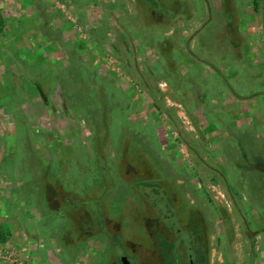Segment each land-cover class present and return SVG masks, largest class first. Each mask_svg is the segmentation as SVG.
I'll return each instance as SVG.
<instances>
[{"label": "rangeland", "instance_id": "374dc122", "mask_svg": "<svg viewBox=\"0 0 264 264\" xmlns=\"http://www.w3.org/2000/svg\"><path fill=\"white\" fill-rule=\"evenodd\" d=\"M172 246L264 264V0H0V264Z\"/></svg>", "mask_w": 264, "mask_h": 264}, {"label": "flooded vegetation", "instance_id": "af4514ba", "mask_svg": "<svg viewBox=\"0 0 264 264\" xmlns=\"http://www.w3.org/2000/svg\"><path fill=\"white\" fill-rule=\"evenodd\" d=\"M196 232V231H195ZM196 236H198V238H199V242H200V249H201V251L206 247V244H205V242H206V236H207V234L205 233V228H203L202 227V230L200 229V231H197L196 232ZM206 249V248H205ZM202 253V252H201ZM204 255H206V252H204ZM192 257V256H191ZM120 263L121 264H128V262H129V264H132L131 263V261H128L127 260V258L126 257H121L120 259ZM124 260H127L128 262L126 263V262H124ZM193 257L190 259V261H189V264H192L193 263ZM194 264V263H193Z\"/></svg>", "mask_w": 264, "mask_h": 264}, {"label": "trees", "instance_id": "16d2710c", "mask_svg": "<svg viewBox=\"0 0 264 264\" xmlns=\"http://www.w3.org/2000/svg\"><path fill=\"white\" fill-rule=\"evenodd\" d=\"M172 247H173V249L171 250V253L168 252V253H165V255H164L165 256V263L164 264H180V262L178 261L179 256L175 253L176 248H175V246H172ZM164 252H163V254H164ZM174 253H175V256H174ZM171 255L174 257V259L171 258ZM193 263H194V261H193Z\"/></svg>", "mask_w": 264, "mask_h": 264}, {"label": "water", "instance_id": "95a60500", "mask_svg": "<svg viewBox=\"0 0 264 264\" xmlns=\"http://www.w3.org/2000/svg\"><path fill=\"white\" fill-rule=\"evenodd\" d=\"M124 262H126V263H127L128 261H127V260H124ZM128 264H129V262H128Z\"/></svg>", "mask_w": 264, "mask_h": 264}]
</instances>
